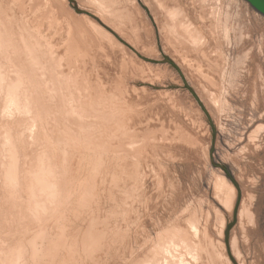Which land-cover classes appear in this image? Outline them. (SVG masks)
I'll return each mask as SVG.
<instances>
[{"label": "rangeland", "instance_id": "374dc122", "mask_svg": "<svg viewBox=\"0 0 264 264\" xmlns=\"http://www.w3.org/2000/svg\"><path fill=\"white\" fill-rule=\"evenodd\" d=\"M77 1L0 0V264H264V15Z\"/></svg>", "mask_w": 264, "mask_h": 264}, {"label": "water", "instance_id": "95a60500", "mask_svg": "<svg viewBox=\"0 0 264 264\" xmlns=\"http://www.w3.org/2000/svg\"><path fill=\"white\" fill-rule=\"evenodd\" d=\"M247 1L257 11H259L260 13H262L264 15V0H247ZM69 2L73 5V7H74V9H75V11L77 13H79V14H87L88 16L94 18L95 20H97L99 22L100 25H102L104 28H106L108 31H110L112 34H114L122 42L126 43V41H124L112 27L108 26L104 21H102V19L100 17H98L96 14H94V13H92V12H90V11L84 9V8H81L77 0H69ZM146 9L148 10L147 7H146ZM133 50L141 58H143L144 60H146L148 62H156V60L151 59L149 57H146V56L142 55L137 50H135V49H133ZM164 58H165L166 61L172 63L178 69V71H180V74L182 75V79L185 82V88L190 89L191 93L193 94V97L197 100V102L199 103V105L203 108V110L207 114L208 122L210 123V125L212 127V143H211V148H210V159H211L212 165L214 167H216V168L222 169L225 172V175L232 181V183L235 185L236 189L238 190V200L236 202V207L234 209L233 221L229 224L228 229L226 231V243H227L228 248H229V245H230V240H229L230 239V230H231L232 226L238 220V210H239V206H240V202H241V197H242V190H241L240 184L238 183V181L236 180L235 176L233 175L230 167L227 166L226 164H223V163H221L219 161H216V159H215L216 141H217L218 131L216 129V126L214 124L213 118L210 115L209 111L204 106V103L202 102V100L200 99V97L198 96V94L195 92V90L193 89V87H191L190 84L188 83V81L186 80V77L182 73L180 67L169 56H166L165 55ZM235 264H237V263L235 262Z\"/></svg>", "mask_w": 264, "mask_h": 264}, {"label": "bare ground", "instance_id": "6f19581e", "mask_svg": "<svg viewBox=\"0 0 264 264\" xmlns=\"http://www.w3.org/2000/svg\"><path fill=\"white\" fill-rule=\"evenodd\" d=\"M98 25V24H97ZM101 26V25H100ZM185 29V28H184ZM187 32V31H186ZM188 33V32H187ZM193 33V32H192ZM197 41V40H196ZM167 56V55H166ZM164 60H165V58H164ZM165 62H168V61H166L165 60ZM168 63H170V62H168ZM175 69H177L172 63H170ZM178 70V69H177ZM182 71V70H181ZM179 73H180V71H178ZM183 73V72H182ZM182 76V75H181ZM3 78V77H2ZM187 80V79H186ZM189 84H190V82H188ZM190 86L192 87V85L190 84ZM194 89V88H193ZM13 90V89H12ZM189 91H190V89H188ZM195 90V89H194ZM195 92H196V90H195ZM190 93H191V91H190ZM197 93V92H196ZM192 94V93H191ZM198 94V93H197ZM193 95V94H192ZM199 96V95H198ZM200 97V96H199ZM200 99L202 100V98L200 97ZM17 100V99H16ZM11 101V100H10ZM197 101V100H196ZM202 102L204 103V101L202 100ZM198 103V102H197ZM199 104V103H198ZM204 106L206 107V105H205V103H204ZM201 107V106H200ZM202 108V107H201ZM207 108V107H206ZM202 110H203V108H202ZM208 110V109H207ZM204 111V110H203ZM209 111V110H208ZM204 113H205V111H204ZM210 113V112H209ZM206 114V113H205ZM206 116H207V114H206ZM207 119H208V117H207ZM215 124V123H214ZM216 126V125H215ZM216 129H217V127H216ZM241 187V186H240ZM242 212V211H241Z\"/></svg>", "mask_w": 264, "mask_h": 264}]
</instances>
